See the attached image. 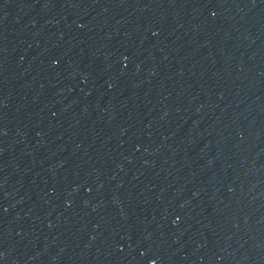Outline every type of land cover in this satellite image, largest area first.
<instances>
[{"label":"water","instance_id":"95a60500","mask_svg":"<svg viewBox=\"0 0 264 264\" xmlns=\"http://www.w3.org/2000/svg\"><path fill=\"white\" fill-rule=\"evenodd\" d=\"M0 264H264V0H0Z\"/></svg>","mask_w":264,"mask_h":264}]
</instances>
